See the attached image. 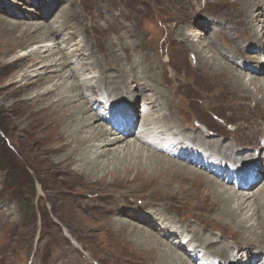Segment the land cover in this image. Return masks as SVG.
<instances>
[{"label":"rangeland","instance_id":"1","mask_svg":"<svg viewBox=\"0 0 264 264\" xmlns=\"http://www.w3.org/2000/svg\"><path fill=\"white\" fill-rule=\"evenodd\" d=\"M245 1L0 0V44L12 37L3 30V25L6 22H20L18 29L24 28L27 23L41 24L43 27L37 33V35H41L48 26L57 29V26L63 22L60 15L63 16L62 13L65 10L71 11V13L75 12L74 15H76L74 19L71 18L65 22L67 28L64 27V29L49 35V41L46 42L49 46L42 45V43H30L25 49L18 48L12 54L4 56L0 53V264H133L130 262V234L116 231L113 219L121 218L120 209L125 212L130 209L135 211L137 209L135 205L144 207L145 202L148 201L155 205L148 207L145 214L152 217L151 219L158 224H156L158 231L162 230L161 224L154 220L153 216L154 214H165L177 224L182 225L190 221L201 224L204 229L200 231L205 235L213 236L218 232L230 239L232 237V240L238 243L242 240L233 224L217 222L220 210L217 204H212L214 200L211 195L201 196L197 199L190 194L189 197L180 198L181 194L173 195L177 194L175 192L178 189L177 183L168 189V194L165 196L150 194L148 188L140 187L130 181V174L129 179L125 182L113 184V180L109 176H106L103 181H96L87 176L73 175L69 169L71 164H65V166L46 164L36 154L35 146L28 138V134L21 130L22 116L11 114L3 108H5L4 104L6 105L13 99L10 91L17 87L16 84H13L14 77L18 76L22 68H25L16 65L10 66L11 68L4 67L5 61L12 62L15 57L29 52L31 48L36 51L46 47H50L51 50L50 54L48 52L40 53L44 59L47 60V57L59 59L63 51L58 50L65 43L58 41L66 38L68 32H74L76 34L74 40L79 41L81 36L85 35L81 33V26H85V36H88L96 55L102 56L103 50L108 55L110 48H113L117 52V57L128 59L130 64H133V60L136 61L137 64L132 67L133 71L141 73L142 76H149L153 73V82L150 80L146 86L155 85L156 82L159 83L157 88L160 86V88L166 89L169 86L171 98L179 105H184L185 111L173 112L175 120L177 119L179 124L186 123L187 127L184 128L186 132L201 131L205 140L220 138L219 140L223 143L228 142L233 154L241 144L255 146L256 149L243 150L255 155L262 146L261 141L264 140V104L256 100L262 94L257 93L253 85H249L248 92L253 96H247L244 91H238L233 83H224L225 77H222L223 80L220 77H214L215 75L208 68L197 64L191 48L179 40L182 36H189L200 42L204 37H210L213 26L211 30V28L194 25L195 17L199 14L203 23L210 26L228 23L233 24L232 27L236 28L240 25L242 31L240 36H244L243 39L247 40L245 43L249 42L248 38L252 33L250 34L245 16L241 15L239 11ZM261 4L264 6V1ZM262 19H264V15L261 16ZM180 27H185L183 33L178 32ZM259 28L260 26L257 25L255 29ZM213 33L219 39L221 47L224 48L222 35L216 30H213ZM237 34L232 32L230 35V39L235 40V43L241 38H237ZM83 44L81 43V45ZM68 46L71 47V44ZM123 46L124 48H122ZM87 49L88 47H86ZM105 52L103 57L109 63L110 59L108 56H104ZM86 54L87 52L76 60L67 62L69 64L49 66L42 71V75H54L57 72L63 74L45 86L56 87L60 90L63 85L69 83L67 86H70L73 80L79 84L84 81L95 84L94 77L99 74L98 68L94 65H91L87 70L83 69V65L80 67L82 60L92 61V58ZM236 59H239V56ZM28 64L30 63L27 62L26 65L28 66ZM146 66L152 70H147V74L143 71ZM54 68H57L58 71H51L55 70ZM126 72L125 75H127L124 76L128 77L129 72ZM244 75L248 78L251 74L244 72ZM257 76L264 77V72ZM54 83H57L58 86L57 84L55 86ZM131 84L132 82L127 84L128 91L125 96V91L122 95L110 94L100 84L84 89L83 93L85 92L86 101H88L87 108L89 109L90 106L91 109L89 112H101L102 116L107 118L106 122H103L110 129L111 127L107 123L109 121V105L106 103L115 101V106H120L122 101L123 103L130 102L128 97L133 95V89H135L133 86L131 88ZM149 87L147 86L144 95L152 94L148 90ZM81 98L75 97L76 100L71 103L82 105L85 97ZM133 99L131 106L134 108L132 113L134 124H132L131 130L134 133L131 138L137 135L139 128H142L139 133L146 136L147 127H153V124L139 126V120L145 119V117L151 119L152 113L140 114L144 111L143 106L145 105L141 104L140 96L134 95ZM155 111H158V108ZM135 122H137L136 126ZM234 128L236 129L233 130ZM117 134L126 136L121 132ZM153 139L152 136H148V140ZM185 141V146L201 147L202 153L204 152L207 158L213 157L212 159L219 160L230 168L235 167L236 171L240 172L248 167L249 163H246L248 160H243L241 162L243 165L240 167L236 164L229 165L225 160L210 156L209 151L201 145ZM162 147L165 149L166 145H162ZM168 150L170 149L167 148L166 151ZM176 152L175 148L170 150V153L175 154ZM144 153L145 155L151 154L146 149ZM119 157V159H129L125 152L120 153ZM102 159L107 167L105 165H101V167H104L105 170L118 165L119 161L117 159L107 161L105 158ZM173 159L179 160L178 158ZM203 161L205 164L206 159ZM207 168L209 174L223 178L220 174L213 173V167ZM232 179L235 180V177ZM225 180H227L226 186L236 189L237 192V186H239L236 184L237 182L232 180L231 183V180L227 178ZM263 180L264 172L262 171L254 183L249 184L246 189H257ZM188 183L185 182L183 185L187 187ZM234 185H236L235 188ZM45 195L51 198L48 199L50 202L45 200ZM261 195L264 196V189ZM262 210L264 208L259 209V211ZM221 228L222 230H220ZM206 229L209 231H205ZM177 230L171 235L172 239L180 238L181 233L188 234L182 228H177ZM255 241L256 244L264 243L256 238ZM174 242L176 243L175 240ZM193 243L195 244V242ZM179 247L189 253V250H185L188 247L186 244L179 245ZM191 256L194 259L197 258L196 264H204L203 258H200L199 255L195 257V254L192 253ZM211 261L217 263V261Z\"/></svg>","mask_w":264,"mask_h":264},{"label":"bare ground","instance_id":"2","mask_svg":"<svg viewBox=\"0 0 264 264\" xmlns=\"http://www.w3.org/2000/svg\"><path fill=\"white\" fill-rule=\"evenodd\" d=\"M263 1L246 0L239 10L240 14L245 16V20L249 24L250 34L252 33L247 43H245L247 40L243 39L244 36H240V33H242L240 25L236 28L232 27L233 24L228 23L210 26L203 23L199 14L195 17L194 25L197 24L196 27L202 28L213 26V30L222 35L224 48L219 44V39L214 36L212 28L210 37H204L203 41L199 42L189 36H182L179 40L191 48L197 64H202V66L208 68L215 75L214 77H220L221 79L225 77L224 80L222 79L224 83H233L238 91H244L245 95L251 97L253 94L248 92V87L253 85L256 92L262 94L260 98L256 99L257 102L264 104V77L257 76L264 72V19L261 20V16L264 15V6L261 4ZM62 14L63 16L60 15V17L63 18V22L57 26V29L48 26L41 35H37L43 27L41 24L27 23L24 28L18 29L20 22L5 21L3 30L12 37L1 42L0 53L4 56L9 55L16 52L18 48L25 49L30 43L47 45L46 42L49 41L50 34L62 28L64 29L66 27L65 22L76 17L75 12L71 13V11L65 10ZM259 16L260 18H258ZM257 25L260 26L259 29H255ZM84 28L85 26H81V33L86 35ZM184 28L180 27L178 32L183 33ZM16 32L19 33L15 34ZM232 32L238 33L237 38L241 37L237 43H235V40L230 39ZM85 35L81 36L79 41H75L76 34L74 32L66 33V38L58 41L59 43H65L58 50L63 51L59 59H49V57H47V60L44 59L40 53L48 52L50 54L51 50L50 47H46L36 51L31 48L29 52L15 57L12 62L3 61L4 67L11 68L10 66L13 67L14 65L25 67L18 73V76L14 77L13 84H16L17 87L10 91L13 99H11V103H7V101L3 109L11 114H19V117L22 116L21 122H23V125H20L21 130L28 134V138L35 146L34 149L38 157L48 165L65 166V164H71L69 169L73 175L87 176L96 181H103L106 176H109L113 180V184H120V182L128 180L130 174V181L140 187L148 188L150 194L165 196L168 194V189L174 183H177L178 189L175 191L177 194L174 193L173 195L181 194L179 195L180 198L189 197L190 194L197 197V199L201 196L211 195L214 200L212 204H217L220 210L217 222L233 224L242 239L238 243L232 240V237L230 239L221 233L218 234V232L216 234L219 236L216 234L213 236L211 234L205 235L204 232L200 231L204 229L201 224H197L195 221L186 222L182 225L177 224L174 223L171 217H166L165 214H154L153 216V219L160 222L162 226H160L162 230L158 231L156 229L157 223L151 219L152 217L145 214L148 207L155 205L148 201L145 202L144 207L135 205V208H137L135 211L130 209V211L125 212L120 209L121 218L113 219L116 231L130 234V262L133 264H196L197 258H192V253L195 254V257L200 255L204 264H264V243L256 244L255 241V238L264 241V210L259 211V209L264 208V196L261 195L264 189V180L257 189H246L249 184L254 183L262 171L264 172V140L261 141L262 146L259 149L257 148L258 151L255 155L243 151L244 149H256L255 146L242 144L239 145V149L236 147L238 150L233 154L228 142L223 143L219 140L220 138L205 140L201 131L186 132L184 129L185 126L187 127L186 123L184 125L179 124L174 116V112L185 111L184 105H179L171 98L172 94L169 86L166 89L160 88V86L157 88L158 82L155 85H147L150 86L148 90L152 94L149 95L150 97L144 95L143 93L147 89L146 84L150 80L153 82V73L149 76H142L141 73L133 71L132 67L137 64L136 61L133 60V64H130L128 59L117 57V52L113 48H110L108 55L103 49L102 56L96 55L88 36ZM81 43L84 44L81 45ZM69 44H71V47L68 46ZM86 47H88L87 50ZM85 52H87V56L92 58V61H87V63L82 60L80 67L83 65V69L87 70L91 65H94L98 68L99 74L94 77L95 84H91L92 82L85 83L84 80H82L83 83L79 84L73 80L70 86H67L68 83L63 85L60 90L56 87L45 86L51 84L56 77L63 76V74L58 73L57 68L51 70L57 72L54 75H42V71L49 66L56 67L60 64L62 66L69 64L67 62L85 55ZM104 52V56H108V59H110L109 63L103 57ZM238 56L239 59H236ZM27 62L30 63L28 66L26 65ZM143 69L146 74L151 70L149 66ZM126 71L129 72L128 77H125L127 75H125ZM244 72L245 74H251L250 77L247 78ZM131 82V88L133 86L135 89H133V95L128 97L130 102L123 103L122 101L120 106H115V101L114 103H106L112 110V112H109L110 121L117 122L118 126H123L122 128L117 126L114 128L107 121L111 127L109 129L104 123L107 118H104L101 112H89L91 109L90 106L89 109L87 108L88 101H86L87 97L83 90L91 85L100 84L110 94L122 95L125 91V96L128 91L127 84ZM56 84L54 83L55 86ZM134 95L140 96V99H142V103H140L145 105L143 106L144 111L140 114L148 115L151 112L153 116L151 119L141 118L139 126L153 124V127H147L148 133L146 136L139 133L142 129L139 128L137 135L131 138L134 133L131 130V126L134 124L132 114L134 108L131 106ZM78 96L79 98L85 97L84 103L82 105L71 103ZM101 107L104 106L101 105ZM156 108H158V111H155ZM136 125L137 122H135ZM257 125L259 126V124ZM203 126L207 129L204 124ZM118 132L126 136L117 134ZM148 136H152L154 139L148 140ZM185 140L201 145L209 151L210 156L225 160L229 165L236 164L240 167L243 165L241 164L243 160H248L246 162L249 163L246 167L247 170L239 172L235 170V167L232 169L221 161L212 159L213 157L207 158V155H204V152L202 153L201 147L185 146ZM162 145H166V148L164 149ZM167 148L170 150L175 148L177 152L175 154L170 153V150L166 151ZM145 149L151 154L145 155ZM124 152L129 159H119V154ZM102 158H105L106 161L117 159L119 160L118 165L105 170L104 167H101V165L106 166ZM173 158H178L180 161ZM204 159H206L205 164ZM209 165L214 168L215 174H220L223 178L209 174L207 168ZM232 177H235L236 184L239 185L237 186V192L236 189L226 186L227 180L225 179L231 180L232 183ZM185 182H189L187 187L183 185ZM235 186L233 187L235 188ZM48 199L51 198L45 195V200L49 201ZM177 228H182L188 234L181 233L180 238L172 239L171 235L175 233L174 231ZM258 230H260V233H258ZM183 237L188 239L186 241L188 247L185 250H189V253L179 247V245L182 246ZM210 256L213 258L210 259ZM211 260L217 261V263Z\"/></svg>","mask_w":264,"mask_h":264}]
</instances>
